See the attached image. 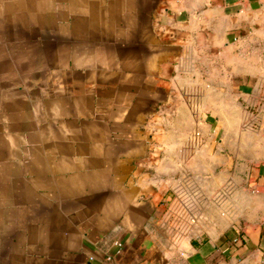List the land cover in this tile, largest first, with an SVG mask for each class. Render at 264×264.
<instances>
[{"label":"crops","instance_id":"crops-1","mask_svg":"<svg viewBox=\"0 0 264 264\" xmlns=\"http://www.w3.org/2000/svg\"><path fill=\"white\" fill-rule=\"evenodd\" d=\"M117 242L264 264V0H0V264Z\"/></svg>","mask_w":264,"mask_h":264},{"label":"built area","instance_id":"built-area-1","mask_svg":"<svg viewBox=\"0 0 264 264\" xmlns=\"http://www.w3.org/2000/svg\"><path fill=\"white\" fill-rule=\"evenodd\" d=\"M117 245L119 246L118 249L115 252H110L101 249L100 250V255L102 256L103 260L106 261L108 264H116V255L121 252L122 250V243L117 242ZM96 258L95 254H92L89 256L90 260H93Z\"/></svg>","mask_w":264,"mask_h":264},{"label":"rangeland","instance_id":"rangeland-1","mask_svg":"<svg viewBox=\"0 0 264 264\" xmlns=\"http://www.w3.org/2000/svg\"><path fill=\"white\" fill-rule=\"evenodd\" d=\"M255 127V126H254ZM192 134V137L194 136V137H198V136H201L200 135V132L198 131V130H193L192 132H191ZM192 140H194V139H192ZM192 142H195L196 144L194 145V147H198L199 145H201L199 142H201L200 140H199V138H198V140L197 141H192ZM218 143V142H217ZM200 147V146H199Z\"/></svg>","mask_w":264,"mask_h":264}]
</instances>
